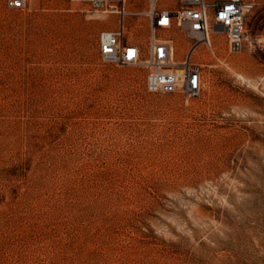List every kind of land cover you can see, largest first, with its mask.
Masks as SVG:
<instances>
[{"label": "rangeland", "instance_id": "374dc122", "mask_svg": "<svg viewBox=\"0 0 264 264\" xmlns=\"http://www.w3.org/2000/svg\"><path fill=\"white\" fill-rule=\"evenodd\" d=\"M126 7L146 43L148 0ZM115 17L0 0V264H264V1L238 48L210 17L221 33L198 45L195 98L101 61ZM160 32L178 56L191 43Z\"/></svg>", "mask_w": 264, "mask_h": 264}, {"label": "built area", "instance_id": "2783aa9c", "mask_svg": "<svg viewBox=\"0 0 264 264\" xmlns=\"http://www.w3.org/2000/svg\"><path fill=\"white\" fill-rule=\"evenodd\" d=\"M7 6L22 8L27 0H5ZM94 9L116 14L113 27L99 31L98 54L102 62L119 66H138L145 72V89L150 93L198 97L203 86L202 64L195 59L198 45L210 46V19L226 31L230 45L240 31L245 15L255 0H177L174 8L158 7L157 0H148L144 15L148 18L146 43L135 40V31L128 28L129 15L139 14L126 7V0H70ZM264 1V0H263ZM211 17V18H210ZM175 26L191 39L188 49L178 56L180 41L161 30Z\"/></svg>", "mask_w": 264, "mask_h": 264}, {"label": "bare ground", "instance_id": "6f19581e", "mask_svg": "<svg viewBox=\"0 0 264 264\" xmlns=\"http://www.w3.org/2000/svg\"><path fill=\"white\" fill-rule=\"evenodd\" d=\"M104 12V11H103ZM103 18H105V16H103ZM220 30L222 29L221 27H218ZM241 30L242 29H240V31L239 32H237V34H236V31H235V33H234V35H233V39H234V42H235V44H238V41L240 40V33H241ZM243 31V30H242ZM210 32H212V33H221L217 28H212L211 30H210ZM210 32H208V38H209V42L211 41V39H212V37H211V34H210ZM239 47V45L238 46H235L234 48H238ZM239 74V73H238ZM239 76V75H238ZM240 76H241V74H240ZM241 77H243V76H241Z\"/></svg>", "mask_w": 264, "mask_h": 264}, {"label": "water", "instance_id": "95a60500", "mask_svg": "<svg viewBox=\"0 0 264 264\" xmlns=\"http://www.w3.org/2000/svg\"><path fill=\"white\" fill-rule=\"evenodd\" d=\"M236 46H238V44H235Z\"/></svg>", "mask_w": 264, "mask_h": 264}, {"label": "crops", "instance_id": "0c3cea01", "mask_svg": "<svg viewBox=\"0 0 264 264\" xmlns=\"http://www.w3.org/2000/svg\"><path fill=\"white\" fill-rule=\"evenodd\" d=\"M211 1V0H210Z\"/></svg>", "mask_w": 264, "mask_h": 264}]
</instances>
